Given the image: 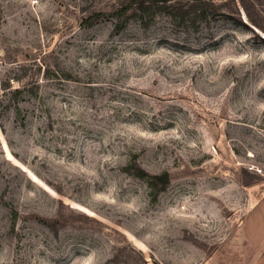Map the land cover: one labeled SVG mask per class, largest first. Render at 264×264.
Listing matches in <instances>:
<instances>
[{
  "label": "rangeland",
  "instance_id": "rangeland-1",
  "mask_svg": "<svg viewBox=\"0 0 264 264\" xmlns=\"http://www.w3.org/2000/svg\"><path fill=\"white\" fill-rule=\"evenodd\" d=\"M259 203L264 0H0V264H264Z\"/></svg>",
  "mask_w": 264,
  "mask_h": 264
},
{
  "label": "trees",
  "instance_id": "trees-1",
  "mask_svg": "<svg viewBox=\"0 0 264 264\" xmlns=\"http://www.w3.org/2000/svg\"><path fill=\"white\" fill-rule=\"evenodd\" d=\"M145 1V0H144ZM244 4V3H243ZM243 8H245L247 10V6L246 4L243 5ZM128 9V6H125V7H121L119 8L118 10L114 11L115 14L118 15V17L120 18L121 16H123V14L126 12V10ZM101 13L100 12H96L93 14V16H98L100 15ZM92 18V17H91ZM91 18H89L88 20H91ZM124 26V24L122 25H117V28L119 29H122ZM137 167V166H136ZM137 171H135V174L139 177H142V176H145V175H148L141 167H137L136 169ZM149 178H151L152 181H149V185H154V184H157V183H154L153 180L157 179L159 180L158 181V184H160V188L159 190L163 189L165 187V185L168 183L169 181V176L166 172L160 174V175H148Z\"/></svg>",
  "mask_w": 264,
  "mask_h": 264
},
{
  "label": "crops",
  "instance_id": "crops-1",
  "mask_svg": "<svg viewBox=\"0 0 264 264\" xmlns=\"http://www.w3.org/2000/svg\"><path fill=\"white\" fill-rule=\"evenodd\" d=\"M263 215V217H264V204L263 203H259L258 205H256L255 206V208H253V209H251V211L249 212V214H248V217H249V219L252 221V222H254L255 223V227L257 226V224H256V220H258L259 219V217L260 216H262ZM256 218H258V219H256ZM263 227V226H262ZM262 227H260V229L262 228ZM263 230H264V227H263ZM262 230V231H263ZM264 237V236H263ZM264 256V255H263Z\"/></svg>",
  "mask_w": 264,
  "mask_h": 264
}]
</instances>
